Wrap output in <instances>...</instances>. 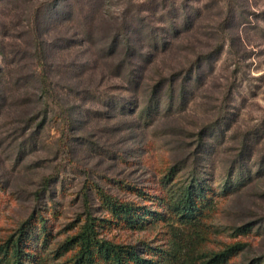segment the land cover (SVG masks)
Instances as JSON below:
<instances>
[{
  "label": "rangeland",
  "instance_id": "rangeland-1",
  "mask_svg": "<svg viewBox=\"0 0 264 264\" xmlns=\"http://www.w3.org/2000/svg\"><path fill=\"white\" fill-rule=\"evenodd\" d=\"M85 194L100 236L147 257L240 240L227 264H264V0H0V242L32 220L36 256Z\"/></svg>",
  "mask_w": 264,
  "mask_h": 264
},
{
  "label": "trees",
  "instance_id": "trees-1",
  "mask_svg": "<svg viewBox=\"0 0 264 264\" xmlns=\"http://www.w3.org/2000/svg\"><path fill=\"white\" fill-rule=\"evenodd\" d=\"M123 46L126 53L131 54L133 50L130 52L128 41ZM193 183L182 187L181 194L179 193L172 208L185 224L196 219L195 213L202 211L199 206L202 194L197 191ZM84 191L86 193V189ZM108 202L114 211H119L121 220L127 225L132 226L133 223H137L135 208L130 202L119 203L110 198ZM84 206V220L78 230L65 236L63 240L54 242L52 246L51 241L41 238L42 244L37 247L36 256L28 252L29 246L37 240L32 233V220L23 222L15 233L8 234L0 242V264H167L147 257L146 245L137 247L134 244L114 242L100 236L96 218L89 211L86 194ZM243 229V226L236 227L233 230L234 237L242 234ZM244 245L240 240H232L223 241L220 248H206L201 251L198 264H227L243 251ZM40 252H46L45 256Z\"/></svg>",
  "mask_w": 264,
  "mask_h": 264
}]
</instances>
